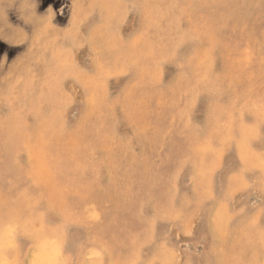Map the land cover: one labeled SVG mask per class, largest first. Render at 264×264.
I'll return each mask as SVG.
<instances>
[{
    "label": "rangeland",
    "instance_id": "rangeland-1",
    "mask_svg": "<svg viewBox=\"0 0 264 264\" xmlns=\"http://www.w3.org/2000/svg\"><path fill=\"white\" fill-rule=\"evenodd\" d=\"M44 249L264 264V0H0V257Z\"/></svg>",
    "mask_w": 264,
    "mask_h": 264
},
{
    "label": "bare ground",
    "instance_id": "bare-ground-1",
    "mask_svg": "<svg viewBox=\"0 0 264 264\" xmlns=\"http://www.w3.org/2000/svg\"><path fill=\"white\" fill-rule=\"evenodd\" d=\"M246 149H248V148H246ZM245 149V150H246ZM262 163V162H261ZM260 163V164H261ZM257 174V173H256ZM202 237V236H201ZM9 241V240H8ZM55 245V244H54ZM41 247H42V245H41ZM40 247V248H41ZM39 250V249H38ZM49 250V249H48ZM50 251V250H49ZM55 251H56V249H55ZM48 252V251H47ZM46 251H45V249L44 250H42V252H39V253H37L38 254V256H33V254L31 253V255L29 254V256H28V259L26 260V263L25 264H52V262H51V254L52 253H47ZM57 253V252H56ZM59 255V254H58ZM91 255V254H90ZM52 256H54V255H52ZM55 256H57V254L55 255ZM61 256H59V258H60ZM0 264H3L4 262H2V258L0 257ZM151 260V259H150ZM11 262V261H10ZM9 262V263H10ZM13 263V262H12ZM56 264V263H55Z\"/></svg>",
    "mask_w": 264,
    "mask_h": 264
}]
</instances>
